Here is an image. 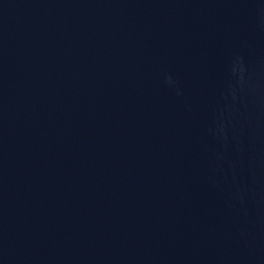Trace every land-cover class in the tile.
<instances>
[{"label": "water", "instance_id": "95a60500", "mask_svg": "<svg viewBox=\"0 0 264 264\" xmlns=\"http://www.w3.org/2000/svg\"><path fill=\"white\" fill-rule=\"evenodd\" d=\"M0 264H264V0H0Z\"/></svg>", "mask_w": 264, "mask_h": 264}]
</instances>
